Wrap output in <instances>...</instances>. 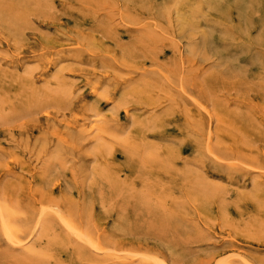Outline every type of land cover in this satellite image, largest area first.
Segmentation results:
<instances>
[{
  "label": "rangeland",
  "instance_id": "374dc122",
  "mask_svg": "<svg viewBox=\"0 0 264 264\" xmlns=\"http://www.w3.org/2000/svg\"><path fill=\"white\" fill-rule=\"evenodd\" d=\"M0 264H264V0H0Z\"/></svg>",
  "mask_w": 264,
  "mask_h": 264
},
{
  "label": "bare ground",
  "instance_id": "6f19581e",
  "mask_svg": "<svg viewBox=\"0 0 264 264\" xmlns=\"http://www.w3.org/2000/svg\"><path fill=\"white\" fill-rule=\"evenodd\" d=\"M174 9V8H173ZM182 90V89H181ZM114 100V99H113ZM210 134V133H209ZM209 136H211V135H209ZM4 208V207H3ZM45 209V208H44ZM10 211V210H9ZM62 217V216H61ZM3 222V221H2ZM64 222V221H63ZM4 223L6 224V222L4 221ZM66 223V222H65ZM8 224V223H7ZM39 225V224H38ZM65 225V224H64ZM66 226V225H65ZM69 228H70V226H68ZM68 227H66V228H68ZM8 228V227H7ZM6 228V229H7ZM70 230V229H69ZM72 230V229H71ZM9 231V230H8ZM34 232V231H33ZM11 234V233H10ZM81 234V233H80ZM7 235V234H6ZM12 235V234H11ZM82 235V234H81ZM10 236V235H9ZM32 237V236H31ZM13 239H15V238H13ZM84 243V242H83ZM86 244V243H85ZM15 245V244H14ZM91 245V244H90ZM93 245V244H92ZM99 253V252H98ZM101 253V252H100ZM131 255V254H130ZM150 257H152V256H150ZM229 259V258H228ZM151 260V259H150ZM156 261H159V260H156ZM156 263V262H155ZM158 263V262H157ZM160 263H162L161 261H160Z\"/></svg>",
  "mask_w": 264,
  "mask_h": 264
}]
</instances>
